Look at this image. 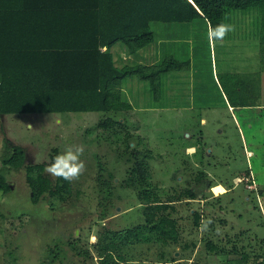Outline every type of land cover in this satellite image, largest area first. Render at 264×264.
Masks as SVG:
<instances>
[{
    "label": "rangeland",
    "instance_id": "1",
    "mask_svg": "<svg viewBox=\"0 0 264 264\" xmlns=\"http://www.w3.org/2000/svg\"><path fill=\"white\" fill-rule=\"evenodd\" d=\"M259 9L228 13L235 31L222 41L210 42L200 19L160 26L174 32L171 54L183 67L160 75L157 96L147 79L124 77L121 98L132 107L0 113V170L10 182L0 189V264H262ZM155 49L146 43L137 56L148 62ZM12 143L25 150L21 164L2 163ZM68 145L84 147L86 170L56 193L44 169ZM138 160L143 177L131 172ZM36 162L47 185L34 199ZM151 214L172 234L150 229Z\"/></svg>",
    "mask_w": 264,
    "mask_h": 264
},
{
    "label": "trees",
    "instance_id": "2",
    "mask_svg": "<svg viewBox=\"0 0 264 264\" xmlns=\"http://www.w3.org/2000/svg\"><path fill=\"white\" fill-rule=\"evenodd\" d=\"M62 3L50 11L42 8L38 12L46 17L52 30L70 35V39L61 43L26 41L28 34L24 27H33L40 17L33 5L14 4L10 5L14 9L8 6L0 10V113L129 107L121 98L120 84L124 77L134 74L147 79L157 96L160 75L183 67L177 57L167 54L156 63L138 61L118 65L109 49L121 41L133 52L152 42L151 22L193 23L200 19L206 27L207 22L214 27L226 22L232 10L260 8L259 45L264 56V0H64ZM4 6L6 3L1 2L0 8ZM20 8H29V11L20 14ZM10 30L14 33L12 39H3L2 34L7 35L4 32ZM5 148L3 164L24 162L25 150L21 145L12 143ZM43 166L42 162H36L28 167L34 199L47 185ZM142 166L138 160L131 172L143 177ZM55 184L56 193L70 191V182L62 178H57ZM0 189H10V182L1 170ZM147 226L172 234L163 219L153 214L147 217Z\"/></svg>",
    "mask_w": 264,
    "mask_h": 264
},
{
    "label": "crops",
    "instance_id": "3",
    "mask_svg": "<svg viewBox=\"0 0 264 264\" xmlns=\"http://www.w3.org/2000/svg\"><path fill=\"white\" fill-rule=\"evenodd\" d=\"M63 1L64 0H0V4H1V2L6 3V6L1 7L0 10H4L5 7H8V6L10 9H14L13 7L10 6V5H14V4H18V5L21 4V5H24L26 7L33 5L34 8H36V9H34L37 11L36 14L40 17H38L37 22L35 25H33V27H30V28L24 27V29H25L24 32L26 34H28L26 41L29 40V42H36V43H43V42L61 43V42L66 41V39H70V37H69L70 35L69 34L64 35L58 31L52 30L51 26H49L47 23L46 17L42 13H38V12L42 8H44L43 9L44 11H47V10L50 11L49 9H52V8L54 9V7H57L58 4H63L62 3ZM26 11H29V8L28 9L27 8H20L18 10V12H20V14L25 13ZM8 14H10V13H8ZM16 16H20V15L17 14ZM151 23H150V26H151ZM160 23L161 24L156 25V27L154 29H152L153 30V41L151 42V45L154 44L156 49H155V55L153 57H151L150 59H148V62L145 61L147 63L159 62L158 58L163 52H165V53H163L162 55L165 56L167 54H171L170 49H173L172 45H171L172 44L171 41L175 40V36L173 34L174 32H172V30H170V29H166L164 34L161 33V31L159 30V27L160 26L166 27L169 25V22H166V23L160 22ZM184 23H186V22H184ZM191 23H186V24H191ZM207 24H209V23L207 22ZM4 33L7 35L2 34V38L3 39L5 38L7 40L12 39L10 37L12 35H14V33L11 30H10V32L7 31ZM19 40H20V37H19ZM105 47H106L105 44L101 46V48H103V49ZM139 48L133 50V52H129L128 49L126 48V46L121 41H118L115 44L113 43L111 46H109V49L112 52V56H113V59L115 61V64H118V62H120L118 65L133 64L135 62L142 61V59L137 56V55H140V54H138ZM133 53H135V55H133ZM131 59H133L134 61H131ZM142 62H144V61H142ZM235 73H237V71H234L233 75ZM120 88H121V94H123V91H125V87L121 86ZM236 98H237V96H236ZM122 99L129 104V107H132L130 105V103H131L130 100H126L124 98H122ZM225 100H226L227 104L230 106V108H233V106L235 105L234 102L236 100L233 97V94H231L228 87H227V97ZM259 104L261 105V103H259ZM40 111H42V110H40ZM43 111H47V110H43ZM93 111H95V110H93ZM11 112H15V111H11ZM1 113L7 114L6 112H1ZM15 113H17V112H15ZM9 115H11V114H9ZM233 120L236 122V124L238 123V121L236 120V117ZM239 129H240V127H239ZM219 184H221V183H219ZM225 190L226 189L224 187V190L220 193H223ZM258 255H259V253H258ZM260 255L264 257L263 254H260ZM179 258H177L175 260H179ZM262 264H264V262Z\"/></svg>",
    "mask_w": 264,
    "mask_h": 264
},
{
    "label": "clouds",
    "instance_id": "4",
    "mask_svg": "<svg viewBox=\"0 0 264 264\" xmlns=\"http://www.w3.org/2000/svg\"><path fill=\"white\" fill-rule=\"evenodd\" d=\"M235 31V26L227 23H219L208 26V39L210 42L222 41L230 32ZM84 154L82 145H68L64 151L58 154L51 164L45 167L44 172L54 178H62L72 182L78 180L86 170V164L81 157Z\"/></svg>",
    "mask_w": 264,
    "mask_h": 264
}]
</instances>
